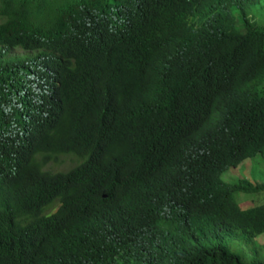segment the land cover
<instances>
[{
    "label": "trees",
    "instance_id": "1",
    "mask_svg": "<svg viewBox=\"0 0 264 264\" xmlns=\"http://www.w3.org/2000/svg\"><path fill=\"white\" fill-rule=\"evenodd\" d=\"M261 1L0 0V264H264L209 241L264 234L233 199L264 182L222 178L264 155ZM100 178L136 228L114 251L51 236L47 209Z\"/></svg>",
    "mask_w": 264,
    "mask_h": 264
},
{
    "label": "clouds",
    "instance_id": "2",
    "mask_svg": "<svg viewBox=\"0 0 264 264\" xmlns=\"http://www.w3.org/2000/svg\"><path fill=\"white\" fill-rule=\"evenodd\" d=\"M236 15L239 28L246 32L242 16L238 11ZM136 149L139 160H145L140 149L137 147ZM68 166H71L68 162L60 163L63 170L68 169ZM185 171L184 167L176 166L165 170V173L185 177ZM153 184L140 180L133 188L137 195L150 196L152 195ZM122 189V183L111 178L79 182L73 196L59 197L45 212V216L49 221L48 231H51V236H62L63 239L70 241H81L85 238L103 239L109 243L110 250H116L119 242L127 238L129 233L143 219V213L137 203L126 201L121 196ZM226 233L219 239L229 240ZM207 240L208 238L204 239V241ZM223 240H221V245L235 251L224 245ZM238 254L240 255V253ZM244 259L246 262L252 261H247L245 257Z\"/></svg>",
    "mask_w": 264,
    "mask_h": 264
},
{
    "label": "rangeland",
    "instance_id": "3",
    "mask_svg": "<svg viewBox=\"0 0 264 264\" xmlns=\"http://www.w3.org/2000/svg\"><path fill=\"white\" fill-rule=\"evenodd\" d=\"M254 12L260 16H257L259 23L264 25V0L254 8ZM13 54L18 56L24 55V53L17 51H14ZM260 87L264 90V84ZM222 178L224 181L231 184H237L240 179H248L253 183L264 182V155H259L255 159H249L242 165L229 169L223 173ZM233 199L242 208L246 209L264 204V192L246 193L243 191H236L233 194ZM226 235H228L229 240L211 239L209 241L222 244L221 240H223L224 245H227L232 250L242 254L247 261L258 258L260 259L258 261L264 262V234L253 239H248V236L245 233L235 230L227 232Z\"/></svg>",
    "mask_w": 264,
    "mask_h": 264
}]
</instances>
